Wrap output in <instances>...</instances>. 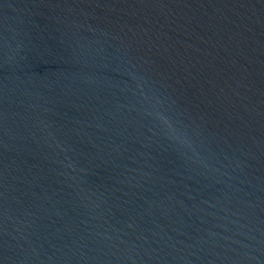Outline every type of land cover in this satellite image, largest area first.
Here are the masks:
<instances>
[{
  "label": "water",
  "instance_id": "water-1",
  "mask_svg": "<svg viewBox=\"0 0 264 264\" xmlns=\"http://www.w3.org/2000/svg\"><path fill=\"white\" fill-rule=\"evenodd\" d=\"M0 264H264V0H0Z\"/></svg>",
  "mask_w": 264,
  "mask_h": 264
}]
</instances>
